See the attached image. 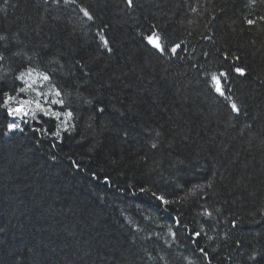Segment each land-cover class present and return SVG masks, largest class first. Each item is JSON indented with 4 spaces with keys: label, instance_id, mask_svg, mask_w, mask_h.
Listing matches in <instances>:
<instances>
[{
    "label": "trees",
    "instance_id": "trees-1",
    "mask_svg": "<svg viewBox=\"0 0 264 264\" xmlns=\"http://www.w3.org/2000/svg\"><path fill=\"white\" fill-rule=\"evenodd\" d=\"M77 2L94 23L62 0H0V101L33 99L16 77L34 69L61 92L45 106L73 114L67 132L39 113L9 131L0 103V264H264V4ZM150 29L182 51L156 53ZM221 71L240 115L212 88Z\"/></svg>",
    "mask_w": 264,
    "mask_h": 264
},
{
    "label": "snow or ice",
    "instance_id": "snow-or-ice-1",
    "mask_svg": "<svg viewBox=\"0 0 264 264\" xmlns=\"http://www.w3.org/2000/svg\"><path fill=\"white\" fill-rule=\"evenodd\" d=\"M48 2V0H46ZM56 4H60L61 0H54ZM64 5H76L79 12L83 14V18H86L87 21L94 23L95 22V16L94 14L89 11L88 8L82 7L78 4L77 0H62ZM257 2L264 4V0H251V4L254 6ZM126 6L129 9L135 8L134 0H125ZM260 21L264 22V16H261ZM247 24L250 27H255L257 25V21L254 19H247ZM155 26H152V29H154ZM150 29L149 33L146 37L147 44L158 54L161 56L167 54L170 52L172 55H177L178 50L182 51L181 44H175L171 48L167 47L164 43V37L161 33L154 31ZM97 36L99 37V44L98 47H102L106 53H112L113 47L112 42L108 38V36L102 32H98ZM8 38L4 35H0V41H5ZM14 55H18V53H14ZM227 59V55L224 57ZM5 59V56L3 54H0V61H3ZM235 59H239V57H236ZM237 75L243 77L247 75L246 69L242 67H234L232 69ZM35 72L34 69H29L27 71L21 72L19 76L16 77L17 80L21 81L26 87H20L19 92L20 93H26L27 91L35 92V97L33 99H20L17 96H14L12 93L4 92L3 93V100L0 101V103L3 104V107L6 110V115L8 117L12 118V123H9L7 125L9 131H23V128L20 124L15 123L16 120H20L22 123H27L29 119L36 120L38 113L42 114L44 117H54L56 120H61V116L64 115V119L61 121L60 127L63 128L65 132L68 131L69 124H68V118L72 117V112L69 111L67 113H62L59 111L53 110L51 107H46L45 105L49 103L47 100H41V97H45L47 95H50L51 93H54L55 97L59 98L61 97V92L58 90H55V88L51 89V93H45L42 90L43 85H37V80H40L42 82H47L50 84L52 77L43 72H35V76L33 73ZM208 77L211 80L212 88L214 92L224 100L228 101V106L230 107L231 111L233 113H236L237 115L241 114V108L237 104V102L229 96L227 93L229 89L227 88L225 82L229 79V73L227 71H221V72H209ZM13 92H15V89H13ZM52 105H59L61 108L64 106L63 99H52L50 101ZM100 111H103V109H100ZM60 132L57 130L55 132V136L59 137ZM155 146V145H153ZM208 187H211V183L207 185ZM204 186L202 185H196L191 190L190 194L195 195L196 191L202 190ZM158 200L162 201L164 205L169 204V201L164 199L162 196L157 197ZM208 215H211V213H208ZM178 222V221H177ZM235 226V225H234ZM174 235V234H173ZM197 237L200 236V233H195ZM203 251V249H201Z\"/></svg>",
    "mask_w": 264,
    "mask_h": 264
}]
</instances>
